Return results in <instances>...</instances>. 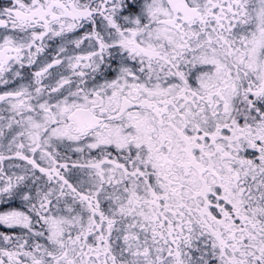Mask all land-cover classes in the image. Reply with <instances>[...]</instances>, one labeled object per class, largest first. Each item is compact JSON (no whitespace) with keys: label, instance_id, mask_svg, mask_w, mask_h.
<instances>
[{"label":"snow or ice","instance_id":"1","mask_svg":"<svg viewBox=\"0 0 264 264\" xmlns=\"http://www.w3.org/2000/svg\"><path fill=\"white\" fill-rule=\"evenodd\" d=\"M0 264H264V0H0Z\"/></svg>","mask_w":264,"mask_h":264}]
</instances>
